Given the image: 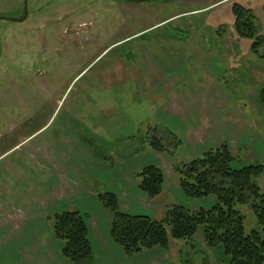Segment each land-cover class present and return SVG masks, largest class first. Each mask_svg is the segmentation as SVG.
<instances>
[{"label":"rangeland","instance_id":"rangeland-1","mask_svg":"<svg viewBox=\"0 0 264 264\" xmlns=\"http://www.w3.org/2000/svg\"><path fill=\"white\" fill-rule=\"evenodd\" d=\"M263 38L264 0H0V264H229L202 228L127 253L106 203L158 221L210 208L215 196L184 195L180 171L225 143L234 167L263 165L264 193ZM147 166L164 174L159 195L139 188ZM64 211L87 224L89 262L62 254Z\"/></svg>","mask_w":264,"mask_h":264},{"label":"trees","instance_id":"trees-1","mask_svg":"<svg viewBox=\"0 0 264 264\" xmlns=\"http://www.w3.org/2000/svg\"><path fill=\"white\" fill-rule=\"evenodd\" d=\"M235 25L241 36L254 35L249 10L235 6ZM243 18V20H241ZM264 40V38L262 39ZM261 39L253 42L254 48ZM256 49V48H255ZM264 107V90L261 91ZM151 145L160 147L154 138ZM234 156L227 144L210 149L202 157L189 161L181 170L179 185L188 198L215 196L216 202L208 209L190 210L181 205L171 206L163 220L147 215L122 212L114 194L108 195L106 206L112 211L111 235L127 253L139 252L154 246L167 247L168 231L176 239H188L202 228L207 246L217 247L229 258V264H264V193L256 178L263 165L233 166ZM139 175V188L149 196L159 195L163 189L164 174L159 167L147 166ZM247 205L252 210L257 227L247 230L245 216L238 208ZM53 231L63 242L62 254L74 263L92 259L88 227L78 211H64L54 217Z\"/></svg>","mask_w":264,"mask_h":264}]
</instances>
